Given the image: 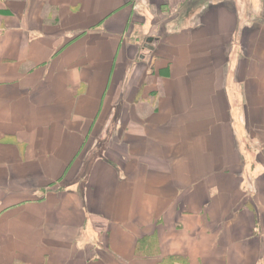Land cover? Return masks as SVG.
<instances>
[{"label":"crops","instance_id":"obj_1","mask_svg":"<svg viewBox=\"0 0 264 264\" xmlns=\"http://www.w3.org/2000/svg\"><path fill=\"white\" fill-rule=\"evenodd\" d=\"M169 256L264 264V0H0V264Z\"/></svg>","mask_w":264,"mask_h":264},{"label":"trees","instance_id":"obj_2","mask_svg":"<svg viewBox=\"0 0 264 264\" xmlns=\"http://www.w3.org/2000/svg\"><path fill=\"white\" fill-rule=\"evenodd\" d=\"M149 239L150 240H143V241H140L141 243L140 242L138 243L137 250L139 253L146 252L147 255H154L158 253L157 240L154 238H149ZM178 258H181V257L179 256L166 257L161 261V264H163V262H165L164 264H178Z\"/></svg>","mask_w":264,"mask_h":264},{"label":"rangeland","instance_id":"obj_3","mask_svg":"<svg viewBox=\"0 0 264 264\" xmlns=\"http://www.w3.org/2000/svg\"><path fill=\"white\" fill-rule=\"evenodd\" d=\"M147 44H149V43H147ZM150 45V44H149ZM178 263L179 264H185L186 262H184L183 260H182V258H178Z\"/></svg>","mask_w":264,"mask_h":264},{"label":"water","instance_id":"obj_4","mask_svg":"<svg viewBox=\"0 0 264 264\" xmlns=\"http://www.w3.org/2000/svg\"><path fill=\"white\" fill-rule=\"evenodd\" d=\"M146 46H149V44H146Z\"/></svg>","mask_w":264,"mask_h":264}]
</instances>
